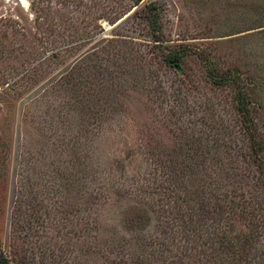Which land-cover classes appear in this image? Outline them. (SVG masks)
Returning a JSON list of instances; mask_svg holds the SVG:
<instances>
[{"label": "rangeland", "instance_id": "374dc122", "mask_svg": "<svg viewBox=\"0 0 264 264\" xmlns=\"http://www.w3.org/2000/svg\"><path fill=\"white\" fill-rule=\"evenodd\" d=\"M147 1L161 8L165 43L192 51L180 71L165 64L153 42ZM245 1L0 0V245L11 264H136L137 255L153 254L151 228L165 225L157 212L181 209H155L142 237L125 229L123 214L153 201L151 182L163 184L160 192L166 185L200 191L211 183L223 191L238 174L235 181L249 185L257 173L234 90L214 84L193 52L210 50L219 67L242 65L263 76L253 69L264 57L243 58L251 45L241 35L253 29L233 31L248 25L235 24L250 16ZM252 92L262 105L254 114L264 131V85ZM184 137L193 148L182 159L177 150ZM78 143L94 152L70 161L66 147ZM147 144L173 160L167 177L150 175L155 168L142 152ZM67 160L75 170L57 180L43 175ZM48 184L58 192L59 185L73 184L62 209L55 203L62 198L45 192ZM133 236L146 242L143 256ZM177 239L174 233L170 247ZM163 258L149 261L165 264Z\"/></svg>", "mask_w": 264, "mask_h": 264}, {"label": "trees", "instance_id": "16d2710c", "mask_svg": "<svg viewBox=\"0 0 264 264\" xmlns=\"http://www.w3.org/2000/svg\"><path fill=\"white\" fill-rule=\"evenodd\" d=\"M133 1L137 4L142 0ZM243 7L246 9L245 13H249L250 16H244L243 19L235 21V24L247 23L248 25L243 27L245 29H236L235 27L233 31L240 32L253 29L247 32V35H241V38L246 39L251 45L243 57L246 60L244 62H247L248 59L254 60L264 57V0H246ZM160 9V6L155 2L147 1L144 16L152 31L153 42L157 47H161L158 52H161L160 56L163 61L170 68L180 71L183 59L189 54L190 49L188 45L170 46L165 43L166 40L162 35L159 22ZM231 41L233 42L234 39ZM193 52L203 62L206 74L214 84L220 87L230 86L233 88L231 100L238 113L240 128L248 141L247 158L249 164L254 167L257 176L251 172L254 176L250 179L249 185H246L241 180L235 181L238 175L236 174L226 184L223 191L218 190L211 183L208 184L210 187L205 186L200 191L196 188L197 185L192 188V192L183 185L175 187L166 185L163 187L164 190L160 192L158 190L163 184L158 185L151 182L147 188H152L151 184L154 185L152 189H149L153 201L136 203L131 206L133 210L123 214L125 229L131 230L132 235L140 234L142 237V231L149 226L146 223L151 220V214L154 217L155 209H170L174 205H180L181 209L174 211V213L171 211L157 212V218H161L165 225L161 224L155 230L151 228L152 232L149 235L152 238L150 242L153 243L149 244L147 248L153 249V254L149 256L146 253V258H148L144 257L146 260L137 255L133 262L150 264L149 258L154 255H164L165 264H264V181L258 179L259 176L264 175V131L259 127L254 114V111L261 109L262 105L257 98L253 97L252 92L255 88L264 85V63L253 69V71L256 69L255 73H262L263 76L252 75L248 74L242 65L219 67L217 59L210 50L196 49ZM49 56L54 58L56 55L50 53ZM39 58L42 62L47 60V57ZM246 66L248 68L247 64ZM259 70L260 72H258ZM78 106L80 108L83 104L79 103ZM81 112L83 111L81 110ZM190 141L186 140V137L182 138V147L184 148L177 150L178 157L183 159L181 153H191L190 150L193 147H191ZM66 148L65 153L70 161L80 162L81 158L85 156L83 154L88 156L94 152L92 148L87 149V151L80 149L79 143L74 146L69 145ZM142 152L146 153V161L155 168V172H150V175L157 177L162 172L167 177V165L173 164V160L165 161L161 155L163 154L162 151L153 148L151 144H147ZM64 164V167L59 164H51L45 169V173H42L43 175L54 176V179L57 180L62 177V171L75 170V166L68 160ZM190 172L192 171L190 170ZM59 186L62 197L58 195L59 192L51 184H48L45 192L48 195L49 192H54L57 194L55 198H62V200L55 201L56 205L60 207L57 209H62V205L65 203L63 197L70 195L74 189L73 184L70 187L69 185ZM44 202L46 200L42 197L41 203ZM142 205H149V207L146 208ZM90 218H92L91 215ZM95 219L94 217L92 222ZM172 222H175V225ZM179 222L183 223L181 227L183 229L180 231L177 227ZM174 233L178 237V242L171 241L177 244L176 247L172 248L169 243ZM90 237L92 240L98 239L95 237V233ZM141 237L133 236L132 241L134 242L132 244L141 251L143 256L146 242ZM0 264H11L10 257L2 251L1 245Z\"/></svg>", "mask_w": 264, "mask_h": 264}]
</instances>
